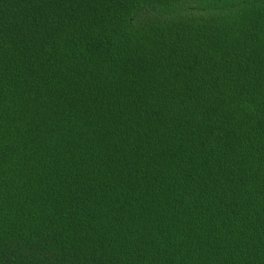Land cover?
Returning <instances> with one entry per match:
<instances>
[{"label": "trees", "instance_id": "trees-1", "mask_svg": "<svg viewBox=\"0 0 264 264\" xmlns=\"http://www.w3.org/2000/svg\"><path fill=\"white\" fill-rule=\"evenodd\" d=\"M0 264H264V0H0Z\"/></svg>", "mask_w": 264, "mask_h": 264}]
</instances>
